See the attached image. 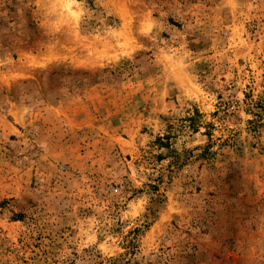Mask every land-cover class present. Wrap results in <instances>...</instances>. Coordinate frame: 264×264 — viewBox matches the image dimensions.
Listing matches in <instances>:
<instances>
[{"label":"rangeland","instance_id":"374dc122","mask_svg":"<svg viewBox=\"0 0 264 264\" xmlns=\"http://www.w3.org/2000/svg\"><path fill=\"white\" fill-rule=\"evenodd\" d=\"M0 264H264V0H0Z\"/></svg>","mask_w":264,"mask_h":264},{"label":"trees","instance_id":"16d2710c","mask_svg":"<svg viewBox=\"0 0 264 264\" xmlns=\"http://www.w3.org/2000/svg\"><path fill=\"white\" fill-rule=\"evenodd\" d=\"M193 120H194L193 118H192V119H190V121H191V122H190V123H191V124H190V127H194Z\"/></svg>","mask_w":264,"mask_h":264}]
</instances>
